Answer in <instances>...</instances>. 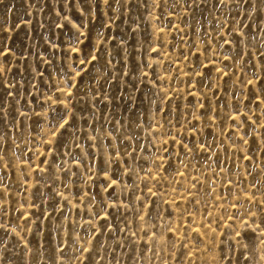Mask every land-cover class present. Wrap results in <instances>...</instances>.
<instances>
[{
	"label": "rangeland",
	"instance_id": "rangeland-1",
	"mask_svg": "<svg viewBox=\"0 0 264 264\" xmlns=\"http://www.w3.org/2000/svg\"><path fill=\"white\" fill-rule=\"evenodd\" d=\"M257 202L264 0H0V264H264Z\"/></svg>",
	"mask_w": 264,
	"mask_h": 264
},
{
	"label": "snow or ice",
	"instance_id": "snow-or-ice-1",
	"mask_svg": "<svg viewBox=\"0 0 264 264\" xmlns=\"http://www.w3.org/2000/svg\"><path fill=\"white\" fill-rule=\"evenodd\" d=\"M93 59H95V57H93ZM113 183H115V181H113ZM257 206L260 207L262 210H264V204H261L260 202H257ZM237 235H239V233H237Z\"/></svg>",
	"mask_w": 264,
	"mask_h": 264
}]
</instances>
